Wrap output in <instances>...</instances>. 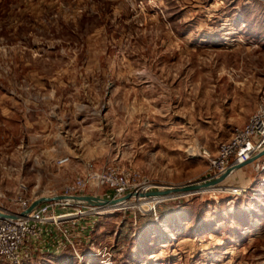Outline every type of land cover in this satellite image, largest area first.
<instances>
[{"label":"rangeland","instance_id":"rangeland-1","mask_svg":"<svg viewBox=\"0 0 264 264\" xmlns=\"http://www.w3.org/2000/svg\"><path fill=\"white\" fill-rule=\"evenodd\" d=\"M263 93L264 0H0V206L110 165L204 181ZM216 186L97 209L21 264H264V155Z\"/></svg>","mask_w":264,"mask_h":264},{"label":"built area","instance_id":"built-area-1","mask_svg":"<svg viewBox=\"0 0 264 264\" xmlns=\"http://www.w3.org/2000/svg\"><path fill=\"white\" fill-rule=\"evenodd\" d=\"M262 148H264V93L257 100L245 122L234 126L229 137L217 144L214 154L210 155L202 150L203 156L207 159V179L220 175L234 164L247 161ZM67 161L68 157L62 156L55 162L61 166ZM88 186L104 189L105 194L93 196L106 199L117 198L127 193L138 194L162 188L141 176L136 170L110 165L98 171L86 169L83 174L77 175L71 181L63 184L61 191L54 192L53 196L56 194L89 195L84 193ZM221 187L223 189L224 186ZM225 187L233 194H238L241 191L237 187ZM34 198L30 194L27 195L26 188L19 184L11 201L17 205L21 212ZM139 199H141L140 196L130 195L119 201L118 204L124 205L125 202ZM68 207H71L73 211H55L56 208ZM19 212H11L0 207V214L3 215L0 216V259L8 264H21L20 249L27 239L37 236L39 224H49L58 228L62 224L78 225L82 216L102 213L95 207L73 205L64 200L39 203L26 214ZM7 215H12L13 218H8Z\"/></svg>","mask_w":264,"mask_h":264},{"label":"water","instance_id":"water-1","mask_svg":"<svg viewBox=\"0 0 264 264\" xmlns=\"http://www.w3.org/2000/svg\"><path fill=\"white\" fill-rule=\"evenodd\" d=\"M264 155V148H262L259 152H257L254 156H252L251 158H249L247 161L241 163V164H234L232 166H230L227 170H225L223 173H221L220 175L210 178V179H206L204 181H199V182H188L182 185H176V186H165L159 189H153V190H149L147 192L144 193H138V194H134V193H127L124 194L120 197L117 198H110V199H106V198H100L98 196H93V195H67V194H56L53 197H40L38 199L33 200L26 209H24L21 214H26L27 212H29L32 208H34L37 204L42 203V202H47V201H51V200H64V201H68L73 205H79V206H83V207H95V208H99L102 205H111L114 203H118L119 201L128 198L130 195L131 196H147V197H152V196H157V195H167V194H172V193H176V192H181L182 195H188V194H192V193H198L201 192V188H205V187H209V186H216L218 183H220L221 181H223L227 176H229L234 170L240 168L241 166L245 165L246 163L260 157ZM177 197V196H174ZM172 198V197H170ZM2 214H0L1 216ZM3 216V215H2ZM6 217L8 218H13L12 215H7Z\"/></svg>","mask_w":264,"mask_h":264},{"label":"crops","instance_id":"crops-1","mask_svg":"<svg viewBox=\"0 0 264 264\" xmlns=\"http://www.w3.org/2000/svg\"><path fill=\"white\" fill-rule=\"evenodd\" d=\"M45 150L46 149H44L43 151H45ZM49 181H50V183H52V182L53 183H59V182L63 181V178H62V176L57 174L55 177H53ZM54 192H56V190L55 191H44V190L40 191L36 188V191L32 190L30 192V195L35 197L34 198V200H35V199H38L42 196L53 197ZM14 194H15V192L13 194L8 195V197H7L10 200V204H8L6 206H0V207L5 208L11 212L17 213V212H19V209H18L17 205L13 204V202L11 201L12 198L14 197ZM59 210H61V209L60 208L55 209L56 212H59ZM21 212H19V213L21 214ZM76 227H78L77 229L79 230L80 224H79V226L77 225ZM76 227H74V226L71 227L70 224H62V225H60L59 228L52 226V225H49V224H39L37 236L34 238L27 239L24 242V244L22 245V247L20 249L22 257L34 254L35 252H47V253H51L53 255H59L60 253H62L66 249H69V248L73 249L74 246L71 243L70 239L72 241L74 240V236L76 235L75 231H77V229H75ZM79 235L80 234L77 231V236H79ZM68 236H70V238H68ZM68 245H70V246H68Z\"/></svg>","mask_w":264,"mask_h":264},{"label":"bare ground","instance_id":"bare-ground-1","mask_svg":"<svg viewBox=\"0 0 264 264\" xmlns=\"http://www.w3.org/2000/svg\"><path fill=\"white\" fill-rule=\"evenodd\" d=\"M220 186H209V187H205V188H201V192L203 191H206V190H213L215 188H218ZM142 194V193H141ZM182 193L181 192H176V193H172V194H167V195H157V196H152V197H147V196H142L141 198H145V199H156V198H170V197H174V196H181ZM167 198V199H168ZM121 204H118V203H114V204H111V205H102L100 206L99 208L97 209H109V208H112V207H115V206H119Z\"/></svg>","mask_w":264,"mask_h":264}]
</instances>
